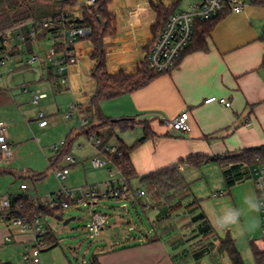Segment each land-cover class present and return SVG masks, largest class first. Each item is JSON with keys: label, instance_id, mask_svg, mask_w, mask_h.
<instances>
[{"label": "crops", "instance_id": "1", "mask_svg": "<svg viewBox=\"0 0 264 264\" xmlns=\"http://www.w3.org/2000/svg\"><path fill=\"white\" fill-rule=\"evenodd\" d=\"M201 1L111 0L107 4V10L114 20L113 29L103 37L108 73H132L141 66L143 53L150 49L160 32V29H156L155 32L152 30V26L156 23L155 8L157 6L176 12L191 10L194 4ZM229 1H240L241 10L235 12L231 4L225 6L212 29L203 36L206 45L204 49L198 48L202 38L200 37L201 29L197 27L190 46L188 47V43L173 69L156 75L138 90L99 102L98 107L102 115L110 118L133 117L137 121L133 127L136 132L130 141V136L128 138L122 134L119 136L117 132L118 138L125 145H131L142 136L145 123L152 132L151 137L130 153L129 161L138 175L136 177L138 182L139 176L189 156H229L240 154L246 148L264 145V3H253L250 0ZM78 14L81 15L80 12ZM47 39L34 41L30 49L22 40L14 39L10 44L9 59L5 64L0 65V120L7 125L8 141L11 147L14 144L22 147L29 140H35L33 136L30 137L32 130L38 131L41 135H47L59 125L67 127L65 137L68 134L77 135L76 123L80 127L81 119L91 120L93 111L88 109V106L95 92V82L91 77L94 60L90 57L92 47L88 39L84 36L74 44L73 48L78 54V59L66 67L65 82H61L60 77L54 81L47 78L49 67L56 72L55 68L48 63L33 64L39 65L42 70L43 75L39 80L36 79L35 71L25 65L30 54L44 56L50 45L49 39L45 45ZM22 84L26 85V91L23 90ZM36 89L46 94L38 105L31 102V91ZM210 96L224 97L230 101V106L217 101L205 102V99ZM72 105H77L79 113L74 112L71 118L66 119L64 114ZM39 109L43 110L48 117L49 123L44 127L37 124L36 114ZM184 109L188 111L190 117L191 131L189 133H182L163 123V117L171 119ZM84 136L87 140V136ZM87 143L93 147L90 157L94 155L106 157V155L97 154L95 147L88 140ZM108 143L110 144V140ZM112 144L117 145V142ZM55 145L59 144H54L53 148ZM14 159L13 155L12 160ZM6 161L8 160H3L0 156L1 165L5 166ZM50 165L53 164L50 163ZM102 167L106 169L108 179L104 182V189L94 186L97 190L105 191L123 184L122 174L111 161ZM8 169L10 172V168ZM109 171L113 172L112 176ZM181 171L185 181L190 183V191L195 198L199 193L200 183L208 186L218 209L214 220L226 209H244L238 224L221 231L224 237L229 235L234 240L241 256L242 252L251 255L255 264L250 242L261 239L260 212H248L244 204L245 197L249 195H254L258 201L259 193L252 177L226 189L221 169L216 162H209L200 167L185 165ZM39 174L41 172H32L31 177ZM36 176L34 179H40ZM131 180L129 181L131 188L143 189L140 182L139 186H133ZM22 182L24 181L19 184ZM15 192L22 191L18 189ZM216 192H221L222 195L213 196L212 194ZM105 199L112 202L109 207L113 223L107 224L108 227L106 225L107 228L103 232L114 229L113 235L116 239H111L112 233L111 235L103 234L98 238L100 241L87 247L79 259L71 260L58 249L60 237L49 224H46L47 230L50 229L53 233L52 239H56L58 244L50 246L48 243H42L39 264L196 263L194 262L196 259L191 257L184 261L179 259L180 252L187 247L188 243L174 247L158 233L156 228L158 222L155 220L159 219L160 213L152 207L147 194L137 199L117 197ZM105 199L95 201L92 208L95 209V205L97 206ZM36 201L39 204L43 202ZM128 202L132 206L135 203H139L141 207L143 205L144 212L156 209L152 218V228L147 230L143 229L144 227L140 228L144 230L142 235L129 233L134 228L133 225L127 230L123 228L125 215L129 214ZM78 208L70 207L59 211L63 217V212ZM206 215L213 226L214 220L211 215ZM68 218L70 221L75 217ZM0 219L4 221L1 217ZM214 229L217 228L214 227ZM10 232L12 231L7 227H0V246L16 242L25 248L34 243L30 232L15 233L11 240L6 241L5 238ZM216 243H219L218 240ZM2 262L21 264V260L20 262L9 260Z\"/></svg>", "mask_w": 264, "mask_h": 264}, {"label": "trees", "instance_id": "2", "mask_svg": "<svg viewBox=\"0 0 264 264\" xmlns=\"http://www.w3.org/2000/svg\"><path fill=\"white\" fill-rule=\"evenodd\" d=\"M110 1L111 0H95V6L90 11L83 10L82 17L76 18L72 21L69 16L66 15L65 9L75 5L77 0H0V33L15 27H20L23 34L22 41L26 47L30 49L34 41L49 39L51 32L55 31L60 24L74 22L76 25L88 29V33L85 37L88 39L92 47L90 57L94 60V64L91 69V77L95 82V92L91 97L88 109H92L94 112L91 115L89 125L80 133L86 136L91 133L98 134L102 143H108L112 137H116L117 146L121 151V155L110 156V159L113 165L125 177L131 188L129 181L138 177V175L130 164V153L135 147L151 137L152 132L150 131L149 126L145 123L142 136L134 143L127 146L120 138H118L117 132L133 129L137 121L133 117H106L101 114L98 105L102 100L110 99L142 88L160 73L153 72L148 67L146 58L142 59L141 66L132 73H108L106 68V53L103 44V37L113 29L114 24V20L107 10V4ZM250 1L253 3H264V0ZM226 5H228V3H226L218 14L212 18L203 21L196 20L194 22L193 33L188 47L195 36L197 27H200L201 29L200 37L202 38L198 48L204 49L206 47L203 36L207 35L212 29ZM155 10L157 16L156 23L152 26L154 32L156 29L161 30L168 16L174 12L172 9L166 10L160 6H157ZM98 16L103 22H105L104 24L98 20ZM48 18L58 20V24L55 25L54 28H39L41 21ZM31 29L36 30L37 33L34 38L29 35ZM56 46V50H59L60 45ZM58 77H60V75L56 74V72L49 67L47 70V78L50 81H54L58 79ZM79 134L74 136L68 134L63 140V144L56 150V154L49 158V162L55 165L59 163L63 157H66L71 150L72 142ZM107 157H109V155ZM257 157L264 159V145L246 148L242 150L240 154L229 156H189L178 160L175 163L151 171L143 176H139L138 179L145 194L151 197L152 207L156 208L160 213L159 219L155 220L158 222L161 219L168 218L169 215H171V212L175 211L182 205H185L189 210L195 207L199 208V200L194 196L192 197L190 183L185 181L182 175L181 168L183 166L190 165L200 167L209 162H216L221 169L226 189H228L232 185L252 177L251 167L256 164ZM4 172H9V169L0 164V173ZM35 176L36 175H33L32 177L34 178ZM42 176L43 174L41 173L36 177L41 178ZM8 194L10 212L13 216H23L27 219H31L35 215H40L41 217L54 216L56 215V211L59 210L58 207L49 208L48 206L39 204L38 201L24 192ZM177 196L179 198H177ZM189 196L191 198L188 199ZM182 200H186L185 203H182ZM142 207L144 206L142 205ZM190 222L194 225V227H192L193 234L187 238L186 241L177 239L173 240L171 244L176 247L185 242L189 243V241L197 238L199 239V243L194 244L191 247H185V249L180 252L179 259L183 261L188 257L198 259L212 251L214 249V241L218 240L219 243L216 247L218 253L224 251L228 256L230 264H244L234 240L229 235L220 238L203 210L191 215ZM52 237L53 233L49 229L41 235L40 241L42 243H48L50 246H55L58 243L57 240L52 239ZM200 239H202V241H200ZM203 239H206L208 242L202 243ZM250 247L255 264H264V239L261 238L251 241Z\"/></svg>", "mask_w": 264, "mask_h": 264}, {"label": "built area", "instance_id": "3", "mask_svg": "<svg viewBox=\"0 0 264 264\" xmlns=\"http://www.w3.org/2000/svg\"><path fill=\"white\" fill-rule=\"evenodd\" d=\"M231 4L233 11L238 12L241 10L242 3L240 1L229 0H202L198 4H194L191 10H182L171 13L166 19L163 27L161 28L158 36L156 37L153 45L146 53V60L148 67L157 73L169 72L173 69L182 52L190 42L193 33V24L196 20L203 21L212 18L222 9L226 4ZM95 6V0H85L79 2L71 7L65 9L66 15L74 21L76 18H81L83 10L90 11ZM80 12V16L78 13ZM58 24V20L48 18L42 20L39 28H54ZM88 33V29L76 25L74 22L68 24H60L55 31L50 34V45L47 48L43 57L36 54H30L25 61L27 68H31L36 73V79L42 78V70L39 65H33L35 63H48L53 66L60 75L61 82L66 81L65 69L69 64L74 63L78 59V54L74 51V44ZM36 30L31 29L29 35L34 38L36 36ZM14 39L22 40L23 34L20 27H15L0 33V65L5 64L9 59L10 44ZM56 45H60V49L56 50ZM26 85L22 84V88L26 91ZM46 94L39 89L31 91V102L38 105L42 98ZM217 101L226 106H230V101L224 97L210 96L205 99V102ZM79 113L77 105H72L70 109L64 114L66 119L72 117L73 113ZM37 124L41 127L46 126L49 121L46 113L39 109L36 114ZM163 123L171 126L173 129L182 133H189L191 131L190 117L186 109L180 111L176 116L171 119L162 118ZM89 125L87 119L80 120V127L85 129ZM87 140L93 144L96 153L99 155H106V157H99L94 155L91 157L90 162L93 167L99 168L110 162V156H120L121 151L117 145L102 143V140L98 134H88ZM55 145L54 149H58L62 144ZM109 155V157H107ZM0 156L3 160H10L13 157L11 150V144L8 141L7 125L3 120H0ZM68 165H73L76 159L73 155L68 154L66 156ZM256 164L251 167L252 179L256 190L258 191V202L262 205L260 212V236L264 239V159L256 158ZM120 173V171L118 170ZM55 177L60 182L64 180L69 173L68 166L61 167L54 172ZM110 176L113 175L112 171H109ZM121 174V173H120ZM122 185L118 187H112L105 191H99L94 186H76L74 188H67L62 186L50 199V201H43L41 204L48 206L49 208L58 207L60 209H68L70 207H79L80 205L89 206V222L86 224V231L89 236H97L100 231L105 228L108 223V217L105 213L96 211L92 208V204L100 199L108 197H117L121 199L134 198L137 199L140 196L145 195L143 189L130 188L125 177ZM19 190L22 192L28 189L25 182L19 184ZM213 196H221L222 193H213ZM56 211L55 214L60 213ZM0 217L7 221L8 224L15 228L14 232L7 234L5 240H11L15 233L30 232L33 235L34 243L27 245L24 248L21 257V264H39L40 263V248L42 242L40 241L41 235L47 231V226L41 222V216L35 215L31 219H27L23 216H13L10 212L9 194L6 193L0 196ZM0 264H3L0 261Z\"/></svg>", "mask_w": 264, "mask_h": 264}, {"label": "rangeland", "instance_id": "4", "mask_svg": "<svg viewBox=\"0 0 264 264\" xmlns=\"http://www.w3.org/2000/svg\"><path fill=\"white\" fill-rule=\"evenodd\" d=\"M45 41H47L45 42V45H47L48 39ZM66 128V126L59 125L47 135H41L38 131L36 132L35 130H32L30 137L33 136L35 140H29L22 147L17 144H14L11 147L15 159H10L4 162L5 167L10 168V172L0 173V196L6 193L18 191V185L21 181H24L28 186V190L24 193L31 196L35 200L42 201H50V199L53 198V195L56 194L58 189H60L63 185L66 187H74L88 184L99 187L101 190L105 188L104 182L108 179V173L103 167L95 168L91 165L90 153L93 151V147L87 143L84 134H79V132H81V127H79L77 123L75 130H77L79 135L72 142L71 150L69 152V154L76 158L77 163L68 166L69 173L61 182L55 177L54 172L62 166L68 165V161L66 157H63L59 163L50 165L48 159L56 154V150L53 148V145L59 144L61 140L65 139V134L67 133ZM135 132L136 129L133 128L123 132H118V135L120 136L122 134L127 138L130 136V141V139H133ZM115 141L116 137H112L110 139V144ZM32 172H41L43 173V177L40 179H34L31 177ZM131 184L133 186L140 185L136 178L131 180ZM207 187L208 186L204 185V183H200L198 185L199 193L196 197L199 200V208L195 207L189 210V208L185 207V205H182L175 211L171 212V215H169L168 218L158 221V225H156L158 233L164 236L169 242L177 239L186 241L187 238L193 234L192 227H194V225L190 222L191 215L203 210L205 214H210L214 220L218 213V209L215 206V198L211 197ZM178 196L177 198H179ZM147 197L151 201V197L149 195H147ZM189 198L191 197L189 196L188 199ZM186 200H182V203H185ZM110 203H112L110 200L105 199V201L99 202L97 206L95 205L94 209L107 214L109 218L108 221H110L107 223L108 225L113 223L110 215L112 213L111 208L109 207ZM113 205H115V203H113ZM127 210L129 211V214L125 215V219L123 218L125 221L127 220V222H123V228L125 227L124 229L127 230L133 225L134 228L131 229L129 233L132 235H142L144 230H141L140 228L144 227L143 229L146 230L147 228H152V218L154 217L156 209H150L144 212L139 203H135L132 206L130 202H128ZM70 216H74L75 218L71 219L67 223H64V220ZM41 222L44 226L49 224L50 227L56 231V234L61 240L58 249L62 250L63 253L71 260L74 258L76 260L79 259L84 254L85 249L96 243L99 240L98 238H100L103 234L111 235L112 233L110 236L111 239H116L113 235L114 229L103 232L108 225L103 228L97 236H89V233L85 231V225L89 222L88 205H80L78 209H69L66 212H63L62 219H56L52 216L41 217ZM1 226L7 227L12 232L15 230V228L8 224L7 221H2L0 219V227ZM200 241H202V239H200ZM207 242L208 241L206 239H203L202 243ZM198 243L199 239L197 238L186 244L191 247L192 245ZM217 245L218 244L215 240L214 249L202 257L194 260V262H196L195 264H230L228 256L224 251L221 253L216 251ZM23 251L24 246L22 244L16 242L3 244L0 246V261L9 260L12 262H20ZM242 256L244 262H246L245 264H253L251 255L244 254V252H242Z\"/></svg>", "mask_w": 264, "mask_h": 264}, {"label": "clouds", "instance_id": "5", "mask_svg": "<svg viewBox=\"0 0 264 264\" xmlns=\"http://www.w3.org/2000/svg\"><path fill=\"white\" fill-rule=\"evenodd\" d=\"M244 204L247 206L248 212H258L261 208V204L256 200L254 195L245 197ZM244 209L229 208L223 211V214L218 216L213 221V226L218 230H224L232 225L239 223V219L243 214Z\"/></svg>", "mask_w": 264, "mask_h": 264}, {"label": "water", "instance_id": "6", "mask_svg": "<svg viewBox=\"0 0 264 264\" xmlns=\"http://www.w3.org/2000/svg\"><path fill=\"white\" fill-rule=\"evenodd\" d=\"M96 11H97V10H96ZM98 20H99L100 22H102V24L105 23V22H103V21L100 19L99 16H98ZM145 57H146V52L143 53V55H142V59H145ZM93 112H94V110H93ZM55 217L58 218V219H62V216H61L60 213H57V214L55 215ZM68 221H69V218L65 219V220H64V223H67ZM216 231H217V234H218V236H219L220 238H224V234L222 233L221 230L216 229Z\"/></svg>", "mask_w": 264, "mask_h": 264}]
</instances>
